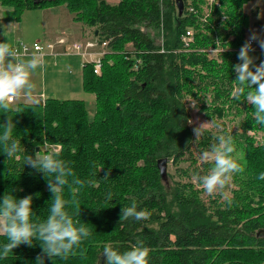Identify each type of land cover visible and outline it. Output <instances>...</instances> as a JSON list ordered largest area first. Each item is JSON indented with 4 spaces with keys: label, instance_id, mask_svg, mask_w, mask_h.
I'll return each mask as SVG.
<instances>
[{
    "label": "trees",
    "instance_id": "1",
    "mask_svg": "<svg viewBox=\"0 0 264 264\" xmlns=\"http://www.w3.org/2000/svg\"><path fill=\"white\" fill-rule=\"evenodd\" d=\"M182 1L180 14L177 0H0L17 18L28 9L65 6L76 22L96 27L101 42L109 41L102 76L92 64L82 69V87L95 95L94 114L82 100L57 98L10 105L8 114L0 110V122L8 115L14 120L11 135L22 149L18 159L6 160L0 146V196L12 190L19 198L31 195L33 222L46 219L52 194L43 174L24 167L23 158L44 153L48 144L59 145L60 158L88 182L69 183L63 198L74 224H85L90 238L66 258L45 256L44 264H97L105 243L120 251L140 243L149 249V264H264V236L258 235L264 228V180L257 179L264 172V144L256 146L248 134L264 127L253 124L252 105L233 98L241 87L233 66L240 63L248 23L242 8L249 0H220L207 24L189 13V0ZM191 1L201 12L204 0ZM188 27L196 32L191 50L181 41ZM217 37L231 50L213 56L207 48ZM248 54L252 70L264 63V52ZM191 102L232 135L231 158L241 169L212 194L198 177L213 162L200 163L197 155H212L217 130L212 126L195 137ZM161 158L176 166L190 160L178 170L185 180L162 177ZM133 201L146 219H120L122 206ZM6 242L0 234V243ZM39 254L38 242L21 244L0 264H33Z\"/></svg>",
    "mask_w": 264,
    "mask_h": 264
},
{
    "label": "clouds",
    "instance_id": "2",
    "mask_svg": "<svg viewBox=\"0 0 264 264\" xmlns=\"http://www.w3.org/2000/svg\"><path fill=\"white\" fill-rule=\"evenodd\" d=\"M261 47L264 48V41L261 42ZM239 60L240 63L233 66V71L236 73L235 80L241 87L236 90L233 98L240 100L242 96V101L252 105L253 124L264 127V63L252 70L253 61L248 54L247 45L241 48ZM38 67H43L41 57L37 55L26 57L13 48L7 40L0 41V110L8 114L11 111L12 98L21 93L25 96L31 94L33 84L30 75ZM245 88L249 90L245 91ZM211 122L217 130L215 143L211 145V157L209 152H204L203 159L208 161L211 158L213 166L207 174L198 177L203 190L208 194L223 190L229 176L241 171L239 165L231 158L234 152L232 135L224 132L220 123L212 120ZM208 124L209 122L201 123L193 129L196 138L208 133ZM14 128L16 124L9 115L7 121L0 122V146L3 147L6 160L18 159L17 153L22 151L20 143L11 135ZM23 165L43 174L48 191L52 194L51 203L47 207L46 219L43 222H33L32 217L35 212L32 208L31 195L19 198L13 195L12 190L11 194L5 192L0 196V233L7 239L6 243H0V260L7 258L8 254L21 244L33 247L37 242L41 254L37 255L33 264H44L45 256L52 260L54 257L66 258L90 238L91 232L83 223L74 224L72 217L66 211L67 201L63 198V190L69 183L83 187L88 182L76 178L72 168L55 150L41 153L40 149L25 155ZM257 179L264 180V172H260ZM106 198L112 199V194L108 193ZM147 216L146 211L138 210L135 201L121 208L120 219L131 217L140 221ZM99 254L104 256V264H149V249L140 243L124 251H120L110 243H105Z\"/></svg>",
    "mask_w": 264,
    "mask_h": 264
},
{
    "label": "rangeland",
    "instance_id": "3",
    "mask_svg": "<svg viewBox=\"0 0 264 264\" xmlns=\"http://www.w3.org/2000/svg\"><path fill=\"white\" fill-rule=\"evenodd\" d=\"M108 2L117 3L118 1L108 0ZM208 3H209L208 0H204V3L201 4V7H200L201 9L199 8L201 12L197 14L199 18L207 17V21H203L204 24L209 23V19H210L209 16L210 17L212 16V10L210 11V6ZM189 4L192 6L191 0H189L188 5ZM47 10H51V9L49 8L48 9L47 8L28 9L23 13L21 18H17L15 14L13 13L12 8L5 7V11L2 13L3 14L2 20L5 22L4 24L6 28L8 27V25L10 26L9 31L14 32L13 36L15 35V31H18L16 30L17 26H20V27L22 26V30L19 31L21 33V36H19L20 38H17L15 41L22 40L24 43L30 44V45H33L35 42H38V44L44 46L46 40L51 38L53 30L57 28L62 29V27H69L70 25H72V23H69V21L70 20L72 21V19L69 20L64 15L65 12L60 14L62 15L60 22L52 23V20L50 18L51 15L48 14V12L50 11H47ZM242 11L248 17V23L244 29V35H245L244 46L246 45L245 40L247 38L255 39L258 44L257 46H261L260 43L264 41V0H249L243 6ZM56 15H58L59 17V14H56ZM80 24L85 29L88 35H87V39H82V40L78 39V40L83 41L85 43L90 42V41H94V42L99 41L97 34H95L96 27L87 26L83 23H80ZM211 26L213 29L216 28L214 27V25H211ZM190 29L194 34V43H195L196 42L195 29L193 27H190ZM233 39H234V36H231L230 41H232ZM73 41L75 40L65 41V44H71ZM50 43L55 44L57 43V41L50 42ZM59 44L60 43H58L57 45ZM128 47L133 49L131 45H128ZM210 48H213V49H210ZM64 49H65V46L63 48V51ZM209 49L211 52H208ZM54 50L56 52V44H55ZM227 50H231V48L224 46L218 37L215 39L214 44L210 45L207 48V52L213 56L220 52H223V51L225 52ZM65 55H68V56L56 57V58L50 57L45 60L42 59L44 61L43 65L45 64V62L47 65L46 66L47 70L43 71L46 77L44 78L43 76L42 78L41 73H42L43 67H38L33 72V74L35 75L34 78L36 79L33 85L41 86L42 83L45 86L47 85L48 87L47 93L50 96L55 97V98L82 100L86 103L90 113L94 114L96 110L95 95L85 92L82 87V68L88 64L87 56L82 58L80 55H76V54H65ZM54 62L57 63L56 66L53 65ZM134 68L137 69L138 66H135ZM70 70L71 72H69ZM32 92L28 96H25L23 94H20L19 96H17L15 98L14 103H12V106L15 107L18 104V102H24V101L27 103H31V104L38 103L39 99L41 100L43 94H41L38 98V97L33 96ZM46 101L47 100H45V102ZM190 106L192 107V112H191L192 118L190 121V124L192 125V127L195 128L199 126L201 123L209 122L207 127L208 129L212 128L213 124L211 120H209L202 113L199 112L198 107L195 106V102H191ZM235 120H236L235 124H237L238 122L242 121V118L239 116V117H236ZM248 134L254 137L253 139H254V143L256 146L257 145L263 146L264 132L249 130ZM43 149L45 151L53 150V149L55 151H58L60 149V146L48 144V145H45ZM209 156L211 157L210 154ZM197 157L200 163L206 162L203 159V156L197 155ZM208 161H212L211 158ZM189 165H190V160L180 162L178 166L174 165L172 160L170 161L168 160V164H167L168 176L166 180H185L178 170L179 168H186ZM228 195L231 196L230 191L228 192Z\"/></svg>",
    "mask_w": 264,
    "mask_h": 264
},
{
    "label": "built area",
    "instance_id": "4",
    "mask_svg": "<svg viewBox=\"0 0 264 264\" xmlns=\"http://www.w3.org/2000/svg\"><path fill=\"white\" fill-rule=\"evenodd\" d=\"M208 4L210 6V11L214 6L220 5V0H208ZM189 13H193L195 15L198 14V10L195 6H191L189 4L188 7ZM202 21H207V17L200 18ZM193 36V37H192ZM181 41L184 46L185 50H191V46L194 44V34L191 31L190 27L186 29V31L181 36ZM60 44L65 45V49L62 52L63 54H76L80 55L82 58L87 56V63L93 65L94 73L98 76H102L103 71V59L104 56L110 52L108 44L109 41H103L100 40L98 42L90 41V42H83L80 40L73 41L71 44H65L64 39H60L57 41ZM245 44L248 46L249 50L253 51H261L264 52V48L261 46H257V41L253 38H247L245 40ZM261 45V43H260ZM55 44L53 43H46L44 46L38 44V42H35L33 45L26 44L22 40H18L17 44L13 46L18 52H22L26 57L37 55L43 59L47 53H50V55H56V52L54 50ZM213 49V48H210ZM210 49L208 52H211ZM140 63V60H138V63L136 66H138ZM45 100H47L44 96H42L40 102L45 105ZM14 101V98L11 99L12 103Z\"/></svg>",
    "mask_w": 264,
    "mask_h": 264
},
{
    "label": "crops",
    "instance_id": "5",
    "mask_svg": "<svg viewBox=\"0 0 264 264\" xmlns=\"http://www.w3.org/2000/svg\"><path fill=\"white\" fill-rule=\"evenodd\" d=\"M113 1H116V0H113ZM49 9H51V10H47V11H50V12H48V14L51 15V17L50 16L49 17L51 18L52 23L60 22L61 16H62L60 14L64 13V12H65L64 15L69 20L72 19L73 22L71 20L69 21V23H72V25H70L69 27H62V29H58L57 28V29L53 30L51 38L46 40L45 44L46 43H50V42H56V41H58V39L59 40L60 39H64L65 41H70V40H75L76 41L78 39H81V40L82 39H87V35L88 34L86 33L85 29L81 26L80 22H76L74 20V15L71 14L65 6H57V7H52V8H49ZM4 11H5V7L0 5V41L7 40L9 42V44L13 47L18 42V41H15V40L17 38H20L19 36H21V33L19 31L22 30V26L21 27L17 26L16 30H18V31H15V35L13 36L14 32L9 31L10 26L8 25V27L6 28L5 24H4L5 22L2 20V17H3L2 13ZM56 14H59V17ZM15 27H16V25H15ZM55 44H56V55H50V53H47V55L43 58V60H45L47 58H50V57L56 58V57L68 56V55H65V54L62 53L63 48H64L65 45H63V44L57 45L58 42L55 43ZM53 65L56 66L57 63L54 62ZM46 66L47 65H46V62H45V64L43 65V68H42V73H41L42 74V78H43V76H44V78L46 77L44 75V72H43V71L47 70ZM69 72H71V70ZM34 77H35V75L32 73L30 75V81H31L32 84H34V82L36 81V79ZM39 88H40V90H39ZM32 90H33V92H32L33 96H35V97L39 98V96L41 94H43L46 99L55 98V97L50 96L47 93L48 92V87H47V85L46 86L43 85V83H42L41 86L40 85H37V86L33 85V89ZM21 94H23V93H21ZM15 98H14V101H15ZM57 99H60V98H57ZM62 100H67V99H62ZM14 101L12 103H14ZM39 102H40V99H39L38 103ZM12 103H10V104L12 105ZM18 103H20V102H18ZM24 103H27V102L24 101ZM0 234H2V233H0Z\"/></svg>",
    "mask_w": 264,
    "mask_h": 264
},
{
    "label": "water",
    "instance_id": "6",
    "mask_svg": "<svg viewBox=\"0 0 264 264\" xmlns=\"http://www.w3.org/2000/svg\"><path fill=\"white\" fill-rule=\"evenodd\" d=\"M177 5L179 8V13L182 14L184 10V2L182 0H177ZM97 34V33H96ZM167 164H168V158H161L158 160V168L160 170V173L162 177L166 176L167 173ZM258 235H263L264 236V228L259 230ZM97 264H104V256L101 254L99 256Z\"/></svg>",
    "mask_w": 264,
    "mask_h": 264
}]
</instances>
